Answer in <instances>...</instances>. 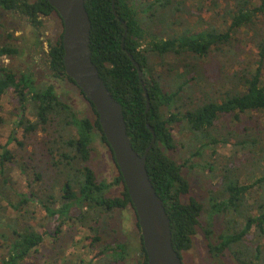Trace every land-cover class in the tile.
<instances>
[{
    "label": "trees",
    "instance_id": "obj_1",
    "mask_svg": "<svg viewBox=\"0 0 264 264\" xmlns=\"http://www.w3.org/2000/svg\"><path fill=\"white\" fill-rule=\"evenodd\" d=\"M204 1L85 0L92 24V61L122 105L128 136L140 156L153 142L148 125L154 130L146 167L170 217L173 247L180 258L193 248L201 229L212 259L230 255L237 264H264V132L247 127L242 134L230 130L222 136L219 130L223 118L241 124L245 115H264V0ZM53 15L60 18L46 0H0V100L12 93L14 125L24 135L51 130L42 146L52 172L49 188L36 167L17 159L9 147L12 140L0 146V264H31L48 242L60 244L65 225L90 233L79 264L87 257V264H123L132 244L104 242L101 222L129 209L136 212L95 107L79 89L94 118L79 115L50 82L76 85L65 74L63 33L48 43V52L43 46L41 29ZM9 16L22 22L20 37L17 29L6 33L3 20ZM250 45L256 57L251 63L242 57ZM128 54L144 72L148 112L143 85ZM228 59L234 70L221 72L218 87L212 82L213 63ZM4 60L22 62L14 69ZM96 141L111 152L118 170L112 182L99 180L90 166ZM228 145H233L235 158L223 157L224 162L218 149ZM206 156L213 162L205 161ZM198 158L203 161L197 164ZM15 166L22 174L33 171L34 180L25 192L12 180L10 169ZM197 166L207 172V205L190 196L184 175ZM246 168L253 181L245 184L241 174ZM118 187L121 194L115 196ZM203 216L206 225L201 223ZM136 225L139 229V222ZM142 243L137 264H148Z\"/></svg>",
    "mask_w": 264,
    "mask_h": 264
},
{
    "label": "rangeland",
    "instance_id": "obj_2",
    "mask_svg": "<svg viewBox=\"0 0 264 264\" xmlns=\"http://www.w3.org/2000/svg\"><path fill=\"white\" fill-rule=\"evenodd\" d=\"M205 2L204 0H196V3ZM208 1V0H207ZM211 1V0H209ZM194 2V1H193ZM189 4L192 1H188ZM195 3V4H196ZM190 5V6H194ZM207 4V3H206ZM206 17H211L210 13H205ZM5 24V30L7 32H13L17 29L16 36L20 37L22 35V31L19 28V25L22 23L20 20H13L10 16L3 20ZM63 33V24L61 19L57 15H53L49 18H46L44 22V26L41 29V34L43 36V46L46 51H49L48 43H54L58 37ZM253 35V34H252ZM249 38V37H248ZM253 47L245 48V51L242 55L243 59L247 62L255 61V56L252 54ZM230 55L232 57L235 56L234 52H231ZM40 57H44L41 53ZM6 65L12 66L14 69H18L19 64L22 61H3ZM213 63V62H212ZM213 83L220 87V81H223V74L232 73L234 70V63L230 62V60H222L219 65H215L213 63ZM255 66V63H254ZM42 71L48 73L44 66L40 65ZM221 70V71H220ZM49 81V79L45 78ZM51 83L56 84L58 87L59 93L62 92L63 100L68 103L74 111H76L79 115L85 114L86 117L93 119L94 113L92 111L91 106L86 101V99L82 96L79 91V88L76 85L71 84L67 80H50ZM174 82V80H173ZM60 88L63 90L61 91ZM221 89V88H220ZM13 96L11 92L6 93L0 100V146H3L9 143L12 140L9 147L17 153V159L21 162L29 165L31 167H36V170L42 175L46 185H49L51 188L50 176L52 172L47 168L48 165V155L43 149V141H46L50 134L51 130L48 133L38 131L34 134H29L28 136L24 135L23 130L17 129L14 125L15 117L12 113L14 109ZM29 119L35 121L36 118L30 114L27 115ZM252 117V119H251ZM231 118L221 119L220 121V135L226 136L230 130L234 133H244V130L247 127L260 128L261 132H264V115L253 113L251 115H245L243 117V122L238 124L237 121H230ZM21 143L22 145H20ZM92 159L90 166L97 174L99 180H106L108 182H112L113 178L118 174V170L114 164L112 159L111 152L109 148L102 144L99 141H96L93 145ZM218 153H220L221 159L226 162L228 159L235 158L234 157V148L233 145H228L227 147L219 148ZM1 154V149H0ZM242 156V154H240ZM175 157L180 160V155H175ZM223 157H227L226 161ZM244 159V157H243ZM213 162L212 159L206 156L205 161ZM203 161V158L195 159V163H200ZM242 162V160H241ZM13 168V169H12ZM11 176L12 180L15 183L16 188H19L21 192H25L28 189L29 183L34 180L33 171L27 170L25 173H21L20 169L15 166L12 167ZM32 171V172H31ZM250 174L252 172H248V168L241 174V182L242 183H251L253 181V177ZM256 174H259L257 171ZM184 175L188 179L190 186V196L200 200L201 202L207 205L208 201V182H207V172L202 169V167L197 166L192 169H186ZM43 185V184H41ZM121 187L115 188L113 191V195L120 196ZM33 204L29 208L33 211ZM37 213L44 216V212L41 209H36ZM201 222L206 225L205 218L203 216ZM136 214L132 209L128 211L117 213L116 217L113 220H107L103 218L101 222V237L104 242L110 241H120L127 242L132 244L133 250L130 255L129 260L123 264H137L138 260V249L141 248V241L139 238V231L135 228L137 223ZM217 225L220 222H215ZM63 233L61 235V241L58 245H52V241L48 242L42 248L39 249L37 254V258L31 262V264H79L78 256H82L83 258V246L86 245L85 238L90 235L87 230L80 228V226L73 227L71 225H65L63 227ZM75 238L78 241L77 244L72 245V240ZM72 241V242H71ZM206 241L204 239L203 233L201 229L198 230V234L194 238L193 248L186 253H184V259L186 264H237L236 261L230 256L226 255L217 259H212L209 254H207ZM85 263L90 261V258L87 257L85 259Z\"/></svg>",
    "mask_w": 264,
    "mask_h": 264
},
{
    "label": "water",
    "instance_id": "obj_3",
    "mask_svg": "<svg viewBox=\"0 0 264 264\" xmlns=\"http://www.w3.org/2000/svg\"><path fill=\"white\" fill-rule=\"evenodd\" d=\"M46 1L56 9L63 22L65 74L74 80L85 98L95 107L103 134L113 152L137 214L148 264H183L173 247L170 217L146 167L147 156L156 139L154 130L148 125L153 133V142L145 154L140 156L128 136L122 105L112 97L92 61V24L85 0ZM123 24L126 36L128 27L126 23ZM128 56L138 71L148 112L150 101L143 81L144 72L133 56Z\"/></svg>",
    "mask_w": 264,
    "mask_h": 264
},
{
    "label": "flooded vegetation",
    "instance_id": "obj_4",
    "mask_svg": "<svg viewBox=\"0 0 264 264\" xmlns=\"http://www.w3.org/2000/svg\"><path fill=\"white\" fill-rule=\"evenodd\" d=\"M135 228L139 231V238H140V241H141V243H142L143 240H142L141 230H140V228H139V229L137 228V225H135ZM142 244H143V243H142ZM206 248H207V254H209L207 244H206ZM184 253H186V252H183V253H182V259H181V261H182L183 264H186V263H185V259H184ZM209 256H210V254H209Z\"/></svg>",
    "mask_w": 264,
    "mask_h": 264
}]
</instances>
